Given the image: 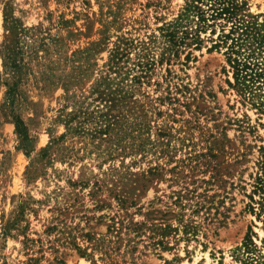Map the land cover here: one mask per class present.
Wrapping results in <instances>:
<instances>
[{
	"label": "rangeland",
	"instance_id": "1",
	"mask_svg": "<svg viewBox=\"0 0 264 264\" xmlns=\"http://www.w3.org/2000/svg\"><path fill=\"white\" fill-rule=\"evenodd\" d=\"M230 1L236 19L264 29V0ZM217 3L0 0V264H242L233 251L245 239L264 253V217L253 214L251 207L258 213V206L249 198L256 179L264 178V109L260 98L243 95L236 79L242 55L257 45L251 38L236 45L241 31L234 32L238 25ZM6 4L28 29L20 37L12 108L5 93L14 79L1 56L10 38ZM190 5L197 17L189 32L197 25L198 40L188 38L191 44L178 48L169 63H156L150 79L133 87L134 98L148 109V133L122 132L118 143L112 136L117 130L95 133L94 115L85 113L104 105L97 85L114 43H147L157 60L162 29ZM259 49L264 52V43ZM139 53L140 48L130 50L126 69H133ZM263 54L251 56L243 73L261 96L264 78L255 73L263 67ZM12 109L28 130V150L15 133ZM72 112L75 132L66 126ZM113 115L121 116L124 131V110ZM154 141L159 145L153 156L131 153ZM155 165V175H147ZM178 196L183 209L174 204ZM131 201L135 205L127 207ZM130 220L145 223L139 236L126 231ZM119 223L116 233L112 226ZM159 223L177 229L164 239L166 248L154 245L161 238L147 230ZM184 224L194 227L195 236L184 234ZM95 239L104 240L102 251L90 249ZM78 248H87L91 257H81Z\"/></svg>",
	"mask_w": 264,
	"mask_h": 264
},
{
	"label": "trees",
	"instance_id": "2",
	"mask_svg": "<svg viewBox=\"0 0 264 264\" xmlns=\"http://www.w3.org/2000/svg\"><path fill=\"white\" fill-rule=\"evenodd\" d=\"M217 5L219 6L220 13L222 15H228V18L233 19L234 22L238 25L236 26V24H233L234 26H236V30L234 32L238 33V31H241V33L238 34L240 38L237 39L238 42H236V45L240 47L241 45H243L244 42H246L250 38L251 41L255 42L257 45L256 49L252 50L250 55H242L243 60L245 61L243 64H240L242 66L241 71H239L241 72V76L239 78L237 75L236 79L239 81L238 84H240L242 88L243 95H248L251 97L256 96L257 98H260L258 99V107L264 109V95L261 96V94L259 93L256 94V91L255 89H253L252 85L254 83V80L251 79L250 81H248L247 73L243 74L246 72L245 69H249V67H247L246 65L248 59L252 56L254 59L257 60L264 53L262 50L259 49V45L261 43H264V35L261 34L264 29L261 28V25H258L254 22L250 23L242 20L241 18L236 19V14L234 13L236 6L234 5V7L230 0H218ZM194 17H197V13L195 12V7L190 5L186 7L184 13H182L175 22L167 24L164 29H162V31L165 32L162 33L164 42L161 47V53L159 54V58L157 60L154 58L153 53H149L150 48L147 46V43L142 42L139 43L138 46H136L137 44H134L130 39H117V41L113 45V48L109 51L108 60L103 66L104 71H102V75H100L99 79L100 82L97 85V93L99 94L100 103L103 102L104 105L102 106L101 104V106L95 107V110H92L90 113H85V115L89 116L94 115L95 133L107 135L113 132L114 130H117L119 134L116 133L112 135L114 137L112 138L116 143L121 141V138L123 136L122 134L126 133L127 131L137 132V134L139 135H144L148 133L150 126L149 120L147 118L148 109H146L147 107L144 103H141L139 100L134 98L133 87L135 85H140L142 80L150 79L149 73L156 63L160 65L164 60L169 63L171 58L176 56L178 48H180L182 45L186 47L191 44L185 42L188 38H191V40L193 39V41L198 40L197 25L195 27V30L191 29V31L189 32V26L192 24V18ZM3 20L5 24V29L8 32L10 38L9 40H6V43L2 47L1 56L3 67L8 72L10 78L12 80L14 79L13 83L6 84L7 91L5 93V95L8 97L6 99V102L8 103L10 108H12L15 100L17 87V82L15 81V79L18 76L22 61L20 59V52L22 48L20 37L24 33H27L28 29L23 28L22 25L19 23V20L12 15V13L10 12V6L8 4H6V8L4 9ZM100 44L101 43H96L93 44V46L98 47ZM135 48H140L138 58L134 62L132 70H130L129 68L126 69L125 60L129 59L128 53L130 52V50ZM186 58H188V56H186ZM261 65H263V67H257L255 73L256 79L264 78V63ZM131 71L134 72V75L129 79ZM127 80H129V83H126ZM110 84H115L116 89L108 91L106 88H109ZM262 84L264 85V81ZM156 100L159 101V99ZM115 110H119V112L122 111V113L124 110L126 114V116L123 115V118L126 119L125 128L123 127L124 131H121L122 128L119 124L121 116L113 115V112ZM10 113L12 115V123L14 124L15 133L19 137L22 149L28 150L31 139L28 135L26 125L22 121V119L14 112L13 109L10 111ZM76 115L77 114H75V112L71 113V116L68 119L66 125L68 131H76L77 126L72 125ZM158 115H160V112L158 113ZM130 118L132 119L131 121L129 120ZM157 136L163 138L166 135L159 133ZM157 145H159V143L155 141L151 142L150 147L147 149L145 142H142L135 147L136 149H132V146H130V148L132 149L131 153L135 155L139 154L141 155V157L145 158L147 154H150L151 152V156H153L154 154H156L155 148L157 147ZM26 152L28 153V151ZM158 168L159 166L155 165L153 167H150L145 173L147 175H155ZM129 175L131 176V173ZM254 195H258L257 200L253 199ZM249 198L254 205L256 204L258 206V213L254 211L253 207H251L253 214H255L257 218H260V214L262 213L264 217V178L256 179L255 185L253 186L252 196ZM179 199L180 197L178 196L174 204L178 205L180 209H183L184 205H181ZM118 203L120 208H125V200L120 199ZM127 204V207H132L135 205L134 201L128 202ZM179 215L182 219L183 215L181 213H179ZM17 222L18 221H16V223ZM182 222L183 221L179 219V223ZM16 223H13L11 226H16ZM118 225L119 227H116L115 224L112 226L113 231H117L116 233H119L118 231L122 227V223H119ZM144 226V222H133L132 220H130L126 224V231L134 233L135 236H139L140 231ZM147 230L152 233L153 236L156 235L161 238L157 240L154 245H159L162 247L165 246L164 239L168 236V234L172 231H177L176 228L173 229L168 225L161 227V223H159L158 226L150 224V226L147 227ZM183 231L185 235L190 234L192 236H195V230L191 224H184ZM90 241L91 238L88 239V242ZM92 244L93 245L90 247V249L92 250L102 251L104 249V240L102 239H95L93 240ZM77 250L81 257H91L90 254H87L85 252L87 248L84 251L79 248ZM105 254H107V252ZM233 254L235 260H238L242 264H264V253H261L259 250H257L256 246L253 245L250 239H245L241 247L236 248L233 251Z\"/></svg>",
	"mask_w": 264,
	"mask_h": 264
}]
</instances>
